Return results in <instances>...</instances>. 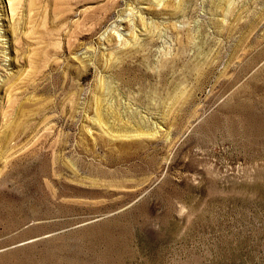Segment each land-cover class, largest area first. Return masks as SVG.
Returning a JSON list of instances; mask_svg holds the SVG:
<instances>
[{"label":"rangeland","instance_id":"obj_1","mask_svg":"<svg viewBox=\"0 0 264 264\" xmlns=\"http://www.w3.org/2000/svg\"><path fill=\"white\" fill-rule=\"evenodd\" d=\"M0 264H264V0H0Z\"/></svg>","mask_w":264,"mask_h":264},{"label":"bare ground","instance_id":"obj_2","mask_svg":"<svg viewBox=\"0 0 264 264\" xmlns=\"http://www.w3.org/2000/svg\"><path fill=\"white\" fill-rule=\"evenodd\" d=\"M10 9H11V8H10ZM11 11H12V10H11ZM11 13H12V12H11ZM95 115H96V116H95V117H96V121L101 122V121H100V116H99L98 114H95Z\"/></svg>","mask_w":264,"mask_h":264}]
</instances>
